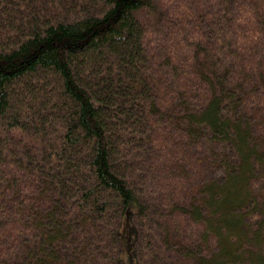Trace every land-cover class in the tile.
Here are the masks:
<instances>
[{
	"label": "trees",
	"instance_id": "trees-1",
	"mask_svg": "<svg viewBox=\"0 0 264 264\" xmlns=\"http://www.w3.org/2000/svg\"><path fill=\"white\" fill-rule=\"evenodd\" d=\"M177 1L0 0V264H264V0Z\"/></svg>",
	"mask_w": 264,
	"mask_h": 264
},
{
	"label": "rangeland",
	"instance_id": "rangeland-1",
	"mask_svg": "<svg viewBox=\"0 0 264 264\" xmlns=\"http://www.w3.org/2000/svg\"><path fill=\"white\" fill-rule=\"evenodd\" d=\"M183 1H186L187 3H189L191 0H183ZM177 2H178L177 0H174V4H176ZM172 3H173V0H172ZM124 260H125V264H134V257L132 255L131 244L128 248L125 249Z\"/></svg>",
	"mask_w": 264,
	"mask_h": 264
},
{
	"label": "bare ground",
	"instance_id": "bare-ground-1",
	"mask_svg": "<svg viewBox=\"0 0 264 264\" xmlns=\"http://www.w3.org/2000/svg\"><path fill=\"white\" fill-rule=\"evenodd\" d=\"M140 49H141V48H140ZM240 131H241V130H240ZM240 134H241V133H240ZM245 168H246V167H245ZM245 168H244V169H245ZM1 186H2V185H1ZM226 187H227V186H226ZM202 196H203V195H202ZM206 199H207V198H206ZM235 202H236V201H235ZM237 204H239V203H237ZM260 217H261V216H260Z\"/></svg>",
	"mask_w": 264,
	"mask_h": 264
}]
</instances>
